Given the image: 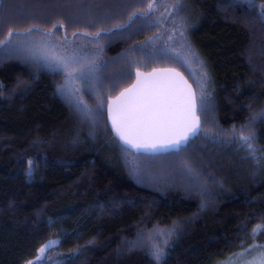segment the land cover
Instances as JSON below:
<instances>
[{
	"label": "trees",
	"instance_id": "1",
	"mask_svg": "<svg viewBox=\"0 0 264 264\" xmlns=\"http://www.w3.org/2000/svg\"><path fill=\"white\" fill-rule=\"evenodd\" d=\"M149 3L147 18L115 27ZM9 29L31 52L0 46V264H28L50 240L40 264H219L261 249L250 246L264 245L252 235L264 224V0H0V40ZM164 31L188 35L201 83L158 48ZM53 52L95 63L68 84L42 59ZM157 67L195 85L202 128L178 151L136 153L107 105Z\"/></svg>",
	"mask_w": 264,
	"mask_h": 264
},
{
	"label": "snow or ice",
	"instance_id": "2",
	"mask_svg": "<svg viewBox=\"0 0 264 264\" xmlns=\"http://www.w3.org/2000/svg\"><path fill=\"white\" fill-rule=\"evenodd\" d=\"M156 5L149 3L143 11L137 10L129 16L128 21L123 25L115 26L117 29H123L126 26L130 27L131 22L137 17L147 18ZM62 24L58 22L52 25V29H58ZM52 29L42 32V35L52 36ZM40 31L38 26L33 25L30 28L24 29L25 33L32 31ZM111 30L101 29L95 33H83L85 36L99 37L102 33H107ZM19 34V30L9 29L8 36L4 40H0V46H14L20 50H27L23 42L13 41L10 38L13 35ZM76 36L77 33H73ZM151 39V38H149ZM67 42V36L64 37ZM46 62L51 61L57 70L65 71L68 80L75 76H84L85 71L92 65L80 64L79 67H72L76 62L74 55L61 56L53 52L50 56L42 57ZM162 74H167L174 77V80H163L159 77ZM206 75V74H205ZM137 81L131 88L125 89L114 100L108 101L109 117L112 121V128L115 130L116 136L123 145L130 146L137 151L145 150L156 152L163 148H179L181 144L186 143L191 137H194L200 131L199 117L196 115V94L192 91L191 85L183 79L180 73L175 70H157L153 69L151 73L136 72ZM183 85V87H180ZM62 86V87H66ZM201 89L203 85L198 84ZM76 91H79L77 89ZM201 104L204 102L203 92L200 97ZM76 105L81 110L91 111L82 100L77 99ZM97 107L103 110V101H98ZM240 139L248 144L249 149H252L250 143L251 135H242ZM32 162L29 161L31 166ZM264 231V224L258 225L253 229L252 235ZM58 240L47 241L38 250V254L34 260L28 261V264H40L46 251ZM252 248H261L262 251L258 258H255L249 264H264V245L253 244ZM247 251V250H245ZM162 252L156 249L153 252L155 259H160ZM235 256H240L242 253H235ZM220 264H234L232 258L220 262Z\"/></svg>",
	"mask_w": 264,
	"mask_h": 264
},
{
	"label": "rangeland",
	"instance_id": "3",
	"mask_svg": "<svg viewBox=\"0 0 264 264\" xmlns=\"http://www.w3.org/2000/svg\"><path fill=\"white\" fill-rule=\"evenodd\" d=\"M157 39H158L157 41L158 44L161 46L158 47L159 49L163 48L164 50L171 52V54H173L175 57H178L183 62L185 69H187L190 74H193L195 80L196 81L198 80L199 83L202 82L204 65L200 60V58L198 57L197 51L191 45L188 35L186 33L176 31L175 34H172L171 31L170 32L164 31V33H161V35ZM68 55L70 54L64 53V55L62 56H68ZM68 84H73V79L68 80ZM66 87L69 91H71V88L73 89V87L76 90L75 85L66 86ZM161 177H163V175ZM190 180L191 179H186L183 180V182L181 183L189 190L199 189L200 192L205 193V190H200L199 181L194 182L195 185H193V183ZM245 250L239 252L242 253V255L240 256H235V255L230 256L234 264H249V262L253 261L255 258H258L260 252L262 251V249L260 250L248 249L247 251Z\"/></svg>",
	"mask_w": 264,
	"mask_h": 264
},
{
	"label": "water",
	"instance_id": "4",
	"mask_svg": "<svg viewBox=\"0 0 264 264\" xmlns=\"http://www.w3.org/2000/svg\"><path fill=\"white\" fill-rule=\"evenodd\" d=\"M153 69H157V70H175V72L180 73V75L183 77V79H184L185 81H187V84H188V85H191L192 91L196 94V98H197V104H196V115L199 117V103H198V94H197V90H196V88H195V85H194V84L191 82V80H190V79L184 74V72H183L182 70L178 69V68H175V67H157V68H153ZM153 69H152V70H149V71H146V70H139V71H140L141 73H145V74H147V73H151V72L153 71ZM136 72H137V71H136ZM159 78H160V79H163V80H174V79H175L174 77H170V76L167 75V74H162ZM136 81H137V76L135 75V80H134V82H133L131 85H129L128 87L124 88L121 92H123L125 89H129V88H131L132 85H134V84L136 83ZM180 87H183V85H180ZM121 92H120V93H121ZM120 93H119L118 95L114 96V97H111L109 100H114L116 97H118V96L120 95ZM107 117H108V121H109V125H110V127H111V130L113 131L114 135L116 136L115 130L112 128V121H111V119H110V117H109L108 105H107ZM199 121H200V131H201L202 125H201L200 117H199ZM200 131H199L195 136H197V135L200 133ZM195 136H194V137H195ZM116 137H117V136H116ZM194 137H191L186 143L181 144V145L179 146V148H163V149H160L159 151H156V152H152V151H150V150H149V151H145V150L137 151L136 149L131 148L130 146H127V145H125V146L128 147L129 149L135 151L136 153H145V154H162V153H168V152H171V151H178V150H180L182 147L186 146V145L189 143V141H190L192 138H194ZM117 138H118V137H117ZM118 139H119V138H118Z\"/></svg>",
	"mask_w": 264,
	"mask_h": 264
}]
</instances>
